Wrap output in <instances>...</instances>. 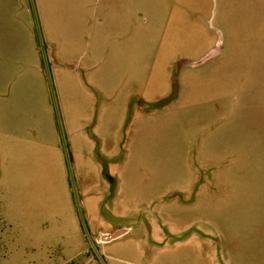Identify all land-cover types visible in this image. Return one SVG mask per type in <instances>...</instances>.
Segmentation results:
<instances>
[{
    "label": "rangeland",
    "instance_id": "1",
    "mask_svg": "<svg viewBox=\"0 0 264 264\" xmlns=\"http://www.w3.org/2000/svg\"><path fill=\"white\" fill-rule=\"evenodd\" d=\"M0 264H264V0H0Z\"/></svg>",
    "mask_w": 264,
    "mask_h": 264
},
{
    "label": "crops",
    "instance_id": "2",
    "mask_svg": "<svg viewBox=\"0 0 264 264\" xmlns=\"http://www.w3.org/2000/svg\"><path fill=\"white\" fill-rule=\"evenodd\" d=\"M212 50V49H211ZM207 53H208V51H207ZM206 53V54H207ZM216 54V53H215ZM214 54V55H215ZM205 55V54H204ZM203 55V56H204ZM214 55H212V56H210V57H208V58H206L204 61H202V62H200V63H198V64H201V63H204V62H206V61H208V60H210L211 58H214L215 56ZM202 56V57H203ZM201 57V58H202ZM200 58V59H201ZM199 59V60H200ZM199 60H197V61H199ZM196 61V62H197ZM179 65H181V63H178V66ZM197 65V64H196ZM171 87H172V83H171ZM202 179H203V181H202ZM205 183V181H204V178H203V176H199L198 178H197V181L194 183V186H193V190L191 191V188H190V191H191V193L189 192V190H188V193H190V197H188L187 199H184V200H186L187 202L186 203H190V202H193L194 200H195V197H196V192L200 189L201 190V188L203 187L204 188V186L202 185V184H204ZM209 182V181H208ZM205 186H206V184H204ZM173 190H176V189H173ZM184 192V191H183ZM182 192V193H183ZM174 195V194H173ZM175 196V195H174ZM193 198H194V200H193ZM189 201V202H188ZM125 229V228H124Z\"/></svg>",
    "mask_w": 264,
    "mask_h": 264
},
{
    "label": "water",
    "instance_id": "3",
    "mask_svg": "<svg viewBox=\"0 0 264 264\" xmlns=\"http://www.w3.org/2000/svg\"><path fill=\"white\" fill-rule=\"evenodd\" d=\"M215 53H217V50L216 49H212L207 54H205L199 61L193 62V63H191V65H196V64L204 61L206 58L214 55ZM125 230L126 229H120V230H117V231H115L113 233L103 234V235H101V240L104 241V242L110 241V240H112L114 238H117L121 234H123L125 232Z\"/></svg>",
    "mask_w": 264,
    "mask_h": 264
}]
</instances>
